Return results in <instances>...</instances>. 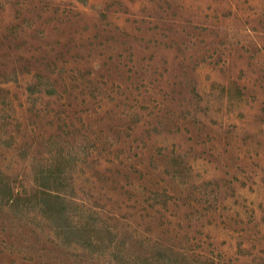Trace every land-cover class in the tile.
Returning a JSON list of instances; mask_svg holds the SVG:
<instances>
[{
  "label": "rangeland",
  "instance_id": "374dc122",
  "mask_svg": "<svg viewBox=\"0 0 264 264\" xmlns=\"http://www.w3.org/2000/svg\"><path fill=\"white\" fill-rule=\"evenodd\" d=\"M0 264H264V0H0Z\"/></svg>",
  "mask_w": 264,
  "mask_h": 264
}]
</instances>
